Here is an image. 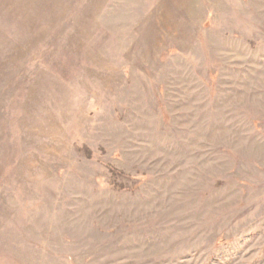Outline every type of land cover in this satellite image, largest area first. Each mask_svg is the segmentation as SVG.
<instances>
[{"label":"rangeland","instance_id":"374dc122","mask_svg":"<svg viewBox=\"0 0 264 264\" xmlns=\"http://www.w3.org/2000/svg\"><path fill=\"white\" fill-rule=\"evenodd\" d=\"M0 264H264V0H0Z\"/></svg>","mask_w":264,"mask_h":264}]
</instances>
